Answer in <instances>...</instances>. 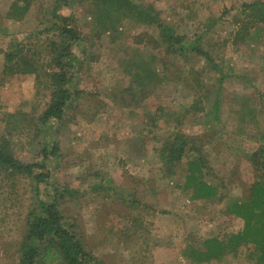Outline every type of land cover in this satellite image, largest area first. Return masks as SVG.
I'll return each mask as SVG.
<instances>
[{
    "label": "rangeland",
    "instance_id": "374dc122",
    "mask_svg": "<svg viewBox=\"0 0 264 264\" xmlns=\"http://www.w3.org/2000/svg\"><path fill=\"white\" fill-rule=\"evenodd\" d=\"M13 1L0 0V144L45 163L51 177L38 183L0 165V264H19L28 216L52 201V184L64 189L63 221L106 264H264L253 245L208 260L200 252L242 228L225 208L264 172L255 154L264 157V6L242 9L264 0H132L110 17L100 0H32L21 18L7 16ZM140 5L155 18L140 20ZM64 24L78 31L67 85L79 92L61 118L43 122L58 90L51 50ZM166 30L200 36L216 67L180 54ZM21 55L33 70H21ZM176 133L188 143L172 168L161 150ZM198 156L215 197L186 187Z\"/></svg>",
    "mask_w": 264,
    "mask_h": 264
},
{
    "label": "trees",
    "instance_id": "16d2710c",
    "mask_svg": "<svg viewBox=\"0 0 264 264\" xmlns=\"http://www.w3.org/2000/svg\"><path fill=\"white\" fill-rule=\"evenodd\" d=\"M97 8L100 12L106 11L107 17L112 16L115 6L118 3L132 10L134 2L132 0H100ZM32 0H14L10 5V10L7 16L21 18L29 9ZM258 6H264V2L245 3L242 4V9L251 7L256 9ZM140 7V20L151 21L153 17V9ZM143 12V13H142ZM262 15V13H259ZM60 32L61 46L57 43L52 47L53 61L58 66L59 71L56 73L58 77V90L54 93V100L48 104L39 119L47 122L51 119H59L63 116L66 106L72 100V97L79 91H72L67 85L72 80L70 70L71 61L75 58L73 52V44L79 39L78 31L74 26L64 24L58 27ZM239 34L238 38L246 35L247 29ZM170 40V45L176 46L180 54L193 52L202 57L206 62L213 64L214 59L211 54L204 50L198 43L200 36L194 39L187 38L184 35H177L170 30L163 33ZM189 39V40H188ZM18 52H7L6 58L8 61L13 60ZM23 63V71L33 70L32 64L21 55ZM19 64V63H18ZM75 97V98H76ZM188 139L181 134H175L171 141L167 142L161 150V158L167 166L175 165L181 160L186 149ZM0 144V165L4 167L10 174L20 173L28 177L33 176L37 182H50V172L45 163L37 161L26 162L22 161L2 148ZM57 146L50 153L55 154ZM195 149V147H194ZM47 151V147H44ZM45 151V152H46ZM256 163H260L264 167V157L262 152L258 151ZM45 158L47 154L44 153ZM260 157V158H259ZM174 163V164H173ZM206 160L203 156L195 157L188 161V172L186 173V187H192L194 195L215 197L218 187L203 178L207 171H204ZM204 173V174H203ZM174 174V172L172 173ZM54 197L52 201L42 200L39 204V212L31 211L28 216L27 234L25 236V244L22 245V255L20 256L19 264H106L95 259L84 247L82 240L79 237L77 228L73 222L62 219L61 213L58 211V203L63 197L64 189L62 185L52 184ZM226 212L238 216L243 220V225L237 232L231 233L227 239L218 236L207 240L205 248L202 249L201 258L208 260L221 257L226 251L240 249L241 247H254L264 258V172L258 176V179L253 181L248 187L247 194L230 200L225 208ZM28 240V241H27ZM43 246L40 244L43 243Z\"/></svg>",
    "mask_w": 264,
    "mask_h": 264
}]
</instances>
